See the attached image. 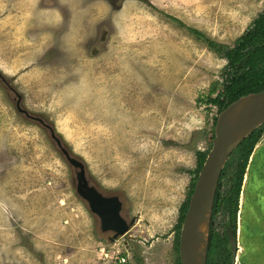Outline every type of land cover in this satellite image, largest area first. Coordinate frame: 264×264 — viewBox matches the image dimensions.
I'll list each match as a JSON object with an SVG mask.
<instances>
[{
  "label": "rangeland",
  "instance_id": "rangeland-1",
  "mask_svg": "<svg viewBox=\"0 0 264 264\" xmlns=\"http://www.w3.org/2000/svg\"><path fill=\"white\" fill-rule=\"evenodd\" d=\"M263 9L264 0H0V264H176L196 153L213 144L219 114L206 98L223 88L227 64L186 26L233 46ZM80 171L121 202L125 235L102 230ZM261 185L264 133L236 233L227 227L234 264L264 245ZM229 217L217 213L216 228Z\"/></svg>",
  "mask_w": 264,
  "mask_h": 264
},
{
  "label": "trees",
  "instance_id": "trees-1",
  "mask_svg": "<svg viewBox=\"0 0 264 264\" xmlns=\"http://www.w3.org/2000/svg\"><path fill=\"white\" fill-rule=\"evenodd\" d=\"M179 22L182 26H186L182 21ZM186 27L187 30L191 34L195 35L197 39L206 43L209 49L227 59V64L224 68L223 88L219 90L216 95H209L206 98V102L208 104H212L217 107L218 113L239 97L264 89V9L254 19L252 25L236 39L233 46L210 38L200 29L191 26ZM215 90L216 88L214 87L213 92ZM216 120L217 116L214 117L211 140H213L215 136L214 127ZM263 133L264 124L256 129L237 147L224 167L214 204L207 264H233L232 250L230 247L231 244L229 241L227 227L232 228L236 233V215L239 207V197L244 174L250 155ZM211 146L212 142L210 143V148ZM210 148L197 150L196 153L197 166L193 171L194 175L191 189L187 200L181 206L179 223L176 229V264H181L179 244L182 223L189 207L190 198L194 191L196 180ZM234 161L238 162L237 167H235L233 171H229L230 167L234 165ZM229 174H231L230 178ZM225 176H227V182L224 184L223 179ZM221 210H223L224 215H230V222L227 221L226 223L228 224H223L224 229L222 231L216 228L214 223L216 214Z\"/></svg>",
  "mask_w": 264,
  "mask_h": 264
},
{
  "label": "water",
  "instance_id": "water-1",
  "mask_svg": "<svg viewBox=\"0 0 264 264\" xmlns=\"http://www.w3.org/2000/svg\"><path fill=\"white\" fill-rule=\"evenodd\" d=\"M19 100L21 103V98ZM20 103L18 108L21 109ZM263 124L264 89L239 97L218 114L213 144L199 172L182 223L179 244L181 264H207L213 210L222 172L237 147ZM78 180L79 193L90 201L99 215L102 230L115 232V237L125 235L130 225L120 214L121 202L117 198H105L87 186L83 182L82 171L78 172ZM232 233L229 232V237Z\"/></svg>",
  "mask_w": 264,
  "mask_h": 264
},
{
  "label": "flooded vegetation",
  "instance_id": "flooded-vegetation-1",
  "mask_svg": "<svg viewBox=\"0 0 264 264\" xmlns=\"http://www.w3.org/2000/svg\"><path fill=\"white\" fill-rule=\"evenodd\" d=\"M106 26V25H105ZM107 27V26H106ZM109 27V26H108ZM107 27V28H108ZM18 99H20L19 97H18ZM262 251V252H261ZM261 251H257L256 252V250H253L252 251V256H253V258H254V260H252L251 262H249V261H247V264H257L258 263V261L260 262L261 260H263V258H264V249H261ZM232 254H233V252H232ZM234 257V256H233ZM236 257V256H235ZM238 257V256H237ZM239 260V259H238ZM232 263L234 264V262L232 261ZM235 264H238V263H235ZM240 264H242V263H240ZM259 264V263H258Z\"/></svg>",
  "mask_w": 264,
  "mask_h": 264
},
{
  "label": "crops",
  "instance_id": "crops-1",
  "mask_svg": "<svg viewBox=\"0 0 264 264\" xmlns=\"http://www.w3.org/2000/svg\"><path fill=\"white\" fill-rule=\"evenodd\" d=\"M258 153H259V150L257 149L256 156L258 155ZM253 161H254V160L252 159V163L250 164V168H249V172L247 173V176H248V174H249L250 172L252 173V170H253V167H252V165H253ZM247 176H246V177H247ZM260 188H261V191H262V190L264 189V185H261ZM253 234H254V232H253ZM238 236H239V234H238ZM239 242H240V241H239ZM261 249H264V245L261 246L260 248L254 249V250H256V252H257V251H261ZM263 260H264V258H263ZM263 260H262V261H263ZM244 263L247 264L245 261H244Z\"/></svg>",
  "mask_w": 264,
  "mask_h": 264
},
{
  "label": "bare ground",
  "instance_id": "bare-ground-1",
  "mask_svg": "<svg viewBox=\"0 0 264 264\" xmlns=\"http://www.w3.org/2000/svg\"><path fill=\"white\" fill-rule=\"evenodd\" d=\"M257 149L260 150V147L258 146ZM257 149L255 150V152H254V154H253V160H254V161H253V165H252V167H254V166L256 165V163H255V157H256Z\"/></svg>",
  "mask_w": 264,
  "mask_h": 264
}]
</instances>
